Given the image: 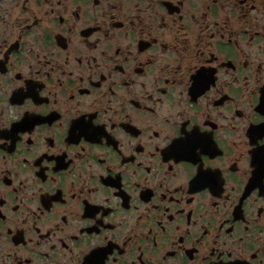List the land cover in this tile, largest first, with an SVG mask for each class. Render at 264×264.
Returning <instances> with one entry per match:
<instances>
[{
	"label": "flooded vegetation",
	"instance_id": "af4514ba",
	"mask_svg": "<svg viewBox=\"0 0 264 264\" xmlns=\"http://www.w3.org/2000/svg\"><path fill=\"white\" fill-rule=\"evenodd\" d=\"M0 264H264V0H0Z\"/></svg>",
	"mask_w": 264,
	"mask_h": 264
}]
</instances>
